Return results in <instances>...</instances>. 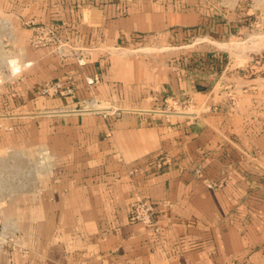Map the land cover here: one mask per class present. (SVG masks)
Instances as JSON below:
<instances>
[{
	"label": "crops",
	"instance_id": "0c3cea01",
	"mask_svg": "<svg viewBox=\"0 0 264 264\" xmlns=\"http://www.w3.org/2000/svg\"><path fill=\"white\" fill-rule=\"evenodd\" d=\"M2 3L80 57L0 106V155L32 167L0 192L3 228L29 253L0 264H264V111L224 92L236 24L219 0ZM222 53L220 71L194 65ZM48 81L72 92L45 94ZM170 96L197 115L160 112ZM138 199L155 228L132 218Z\"/></svg>",
	"mask_w": 264,
	"mask_h": 264
},
{
	"label": "rangeland",
	"instance_id": "374dc122",
	"mask_svg": "<svg viewBox=\"0 0 264 264\" xmlns=\"http://www.w3.org/2000/svg\"><path fill=\"white\" fill-rule=\"evenodd\" d=\"M219 2L221 11L236 24L234 36L228 43L232 57V72L237 71L236 81L232 84L228 83L224 92L232 104H235L239 97L246 95L252 97L250 102L254 103L253 107L259 105L261 111H264V0H219ZM17 15L19 13L16 9L8 10L0 0V106L4 105L6 97L14 100L24 88H30L32 84L42 81V78L43 81L47 80V76L53 72L50 63L55 58L80 57L67 51L70 49L69 45L65 48L67 52H63L65 54L56 52L55 47H37L33 42L35 29L31 21L40 26L52 27L53 24L39 23L33 18L18 20ZM59 36L61 37L60 34ZM61 39L68 40L67 37ZM15 62L19 65L23 64V68L21 69L20 65L14 70L12 65ZM24 168H26L25 176L28 169L30 175L31 166L24 167L19 157L2 153L0 192L4 189L3 180L6 178L11 180L14 188H18L21 185ZM29 178L33 177L29 176ZM7 199H0V202ZM6 250L19 251L23 256L29 253L27 248L21 247L14 235L7 233L3 228L0 215V252Z\"/></svg>",
	"mask_w": 264,
	"mask_h": 264
},
{
	"label": "built area",
	"instance_id": "2783aa9c",
	"mask_svg": "<svg viewBox=\"0 0 264 264\" xmlns=\"http://www.w3.org/2000/svg\"><path fill=\"white\" fill-rule=\"evenodd\" d=\"M34 25V37L33 42L37 47H55V51L60 54H65V48L69 45V40H63L59 36L57 30L49 25H36V22L31 21ZM70 46V45H69ZM67 51H70L69 49ZM66 51V52H67ZM45 94H56V93H69L72 92V87L64 88L63 84L59 81L47 82L43 87ZM196 100L191 97L181 98L177 96H170L165 99V104L160 109V112L168 116H196ZM201 173V168L198 169ZM217 182H210L208 186L213 188L217 186ZM132 218L144 224L145 226L155 228L156 221V207L154 203L148 199H138L131 203L130 207ZM157 229V228H156Z\"/></svg>",
	"mask_w": 264,
	"mask_h": 264
},
{
	"label": "trees",
	"instance_id": "16d2710c",
	"mask_svg": "<svg viewBox=\"0 0 264 264\" xmlns=\"http://www.w3.org/2000/svg\"><path fill=\"white\" fill-rule=\"evenodd\" d=\"M227 55L222 53L220 57H213V58H209V57H203L200 56L199 60L197 63H195L194 65H198L201 66L202 64L205 65H209V66H214V67H219V71L221 69H223L225 62L227 61Z\"/></svg>",
	"mask_w": 264,
	"mask_h": 264
},
{
	"label": "bare ground",
	"instance_id": "6f19581e",
	"mask_svg": "<svg viewBox=\"0 0 264 264\" xmlns=\"http://www.w3.org/2000/svg\"><path fill=\"white\" fill-rule=\"evenodd\" d=\"M15 61H16V59H15ZM18 61V60H17ZM13 66V69L15 70V69H17L18 68V66H20L17 62H15L14 63V65H12Z\"/></svg>",
	"mask_w": 264,
	"mask_h": 264
}]
</instances>
